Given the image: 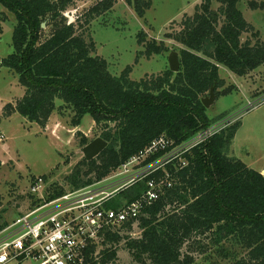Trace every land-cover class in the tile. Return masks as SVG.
Instances as JSON below:
<instances>
[{"label": "trees", "instance_id": "obj_1", "mask_svg": "<svg viewBox=\"0 0 264 264\" xmlns=\"http://www.w3.org/2000/svg\"><path fill=\"white\" fill-rule=\"evenodd\" d=\"M74 1L0 0L15 19L12 52L0 58V69L14 73L24 89L14 111L29 123L42 124L60 100L74 113L73 127L89 116L107 144L94 159L83 157L73 167L65 178L68 191L106 178L161 136L169 145L141 167L171 152L220 119H210L201 103L212 86L216 91L221 85L219 66L242 77L264 64V42L244 20L239 0H201L192 15H184L177 29L165 35L180 46L172 48L178 53L177 73L167 70L162 77L133 81L128 66L112 76L106 61L95 54L89 26L115 1L103 0L68 24L64 13ZM125 2L140 20L152 6V0ZM249 8L264 10V1L249 0ZM42 24L49 29L46 36ZM136 38L143 51L135 63L169 51L164 44L147 40L142 31ZM239 127L240 121L228 124L121 191L108 208L135 201L146 192L148 181L158 182L169 174L170 187L136 220L106 229L88 243L82 264H117L122 241L136 264H191L181 249L194 237L207 241L199 246L201 254L209 250L230 264H264V175L227 155ZM66 191L52 183L46 200ZM29 197L30 209L40 204ZM135 224L140 235L131 238ZM7 225L0 222V230Z\"/></svg>", "mask_w": 264, "mask_h": 264}, {"label": "rangeland", "instance_id": "obj_2", "mask_svg": "<svg viewBox=\"0 0 264 264\" xmlns=\"http://www.w3.org/2000/svg\"><path fill=\"white\" fill-rule=\"evenodd\" d=\"M114 1L112 9L96 18L89 26L95 54L106 61L107 70L112 76H119L126 67L132 66L129 78L133 81L162 77L169 70L168 56L174 52L172 48L180 47L167 40L165 35L177 29L184 15H192L195 5L201 1L152 0V6L146 12L144 20L135 16L125 0ZM254 1L259 3L264 0ZM99 2L101 1L75 0L64 13L68 24L74 23ZM237 8L244 20L259 33V40L264 42V10H251L249 0H239ZM14 26V16L0 6V58H5L12 52ZM43 29L45 36L48 35L49 29L45 28V24ZM140 31L146 34L147 40L162 43L169 51L150 59L140 57L135 63L136 55L143 51L137 45L136 37ZM249 37V34L244 35L242 42ZM252 40L255 42V39ZM218 71L221 85L216 91L214 89L215 100L207 109V116L210 119H220L200 132L221 127L227 122L233 124L240 121L227 155L242 161L253 170L264 171V64L242 77L221 66ZM208 93L209 91L202 98L207 97ZM23 94L24 89L19 86L17 76L1 68L0 133L4 135V141L0 144V222L7 224L31 210L29 188L35 178L44 176L47 186L56 183L68 191L65 178L84 157L85 147L100 139L101 133V129L94 125L89 116H85L78 127H73L74 113L64 108L60 100L55 101V111L44 123H29L14 111ZM200 132L174 148L175 152L197 138ZM82 141L86 144L83 145ZM174 157L175 155H170V158ZM140 170L141 168L132 167L128 174L116 177L118 169L92 185L108 184L111 187L116 181L119 183L131 179ZM139 235L135 224L128 236L138 238ZM124 243L122 241L118 246L117 264H136ZM206 243L203 237H194L185 243L181 253L191 259V264H230L225 260L221 261L209 250L201 254L199 246H205Z\"/></svg>", "mask_w": 264, "mask_h": 264}, {"label": "built area", "instance_id": "obj_3", "mask_svg": "<svg viewBox=\"0 0 264 264\" xmlns=\"http://www.w3.org/2000/svg\"><path fill=\"white\" fill-rule=\"evenodd\" d=\"M228 124L231 123L202 131L184 148L179 147L177 153L173 149L160 159L141 167L149 156L159 150L164 151L169 145L163 137H159L118 168L116 177L128 174L132 167L141 168L140 172L131 176V179L119 183L116 181L111 187L108 184L90 185L46 200L47 182L42 177L35 178L29 194L39 199L40 204L0 230V264H82L83 252L88 243L98 240L106 229L136 220L145 207L151 206L163 190L170 187L169 174L158 182L148 181L146 192L131 203L111 209L108 203L112 199L138 179L162 168L169 162L170 155L183 153L203 143ZM3 141L4 135L0 133V144Z\"/></svg>", "mask_w": 264, "mask_h": 264}, {"label": "water", "instance_id": "obj_4", "mask_svg": "<svg viewBox=\"0 0 264 264\" xmlns=\"http://www.w3.org/2000/svg\"><path fill=\"white\" fill-rule=\"evenodd\" d=\"M41 27L43 28L44 24H42ZM179 65L180 64L178 60V54L176 52H171L168 56L169 71H171L172 73H177L179 70ZM214 89L215 86H212L209 89L208 96L201 99V103L205 109H208L214 103ZM106 146L107 144L105 141H103L102 139H96L95 141L87 145L83 150L84 158L88 161L94 159L99 153H101L106 148Z\"/></svg>", "mask_w": 264, "mask_h": 264}, {"label": "crops", "instance_id": "obj_5", "mask_svg": "<svg viewBox=\"0 0 264 264\" xmlns=\"http://www.w3.org/2000/svg\"><path fill=\"white\" fill-rule=\"evenodd\" d=\"M201 1V0H200ZM199 4V3H198ZM198 4H196V5H198ZM195 5V6H196ZM247 166V165H246ZM248 167V166H247ZM256 171V170H255ZM258 172H260L262 175L264 174V171H258Z\"/></svg>", "mask_w": 264, "mask_h": 264}]
</instances>
